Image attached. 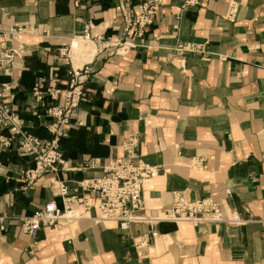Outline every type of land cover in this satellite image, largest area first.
Here are the masks:
<instances>
[{
	"label": "crops",
	"instance_id": "crops-1",
	"mask_svg": "<svg viewBox=\"0 0 264 264\" xmlns=\"http://www.w3.org/2000/svg\"><path fill=\"white\" fill-rule=\"evenodd\" d=\"M79 1L83 6L0 0V29L28 31L6 43L21 47V56L0 72L28 133L50 137L49 99L36 104L32 96L38 78L65 88L71 66L90 69L88 100L74 111L62 144L69 170L26 184L19 178L33 161L14 149L0 151V264H264V0H210L180 15L181 0H161L143 42L135 38L124 54L115 46L125 39L120 6L133 9L142 0ZM187 43L201 50L176 51ZM131 133L139 138L140 159L161 166L143 184L150 214L184 191L191 199L214 198L226 217L235 209L244 223L162 222L139 256L133 238L149 226L121 231L114 222H97L96 208L75 206L78 219L41 228L35 239L23 231L16 216L54 199L62 205L53 182L72 193L77 181L102 175L85 162L122 156Z\"/></svg>",
	"mask_w": 264,
	"mask_h": 264
},
{
	"label": "built area",
	"instance_id": "built-area-1",
	"mask_svg": "<svg viewBox=\"0 0 264 264\" xmlns=\"http://www.w3.org/2000/svg\"><path fill=\"white\" fill-rule=\"evenodd\" d=\"M210 0H181L178 15L191 8H203ZM74 6H83L79 0H74ZM162 5L161 0H142L136 7L129 9L120 6L122 35L125 39L117 42L116 52L124 54L129 48L135 47L133 42L138 38L143 42V35L148 27L155 22ZM233 18V11L228 15ZM28 33L25 26H10L0 29V72H5L15 58L21 56V47L6 44L17 40L18 37ZM128 39H131L128 41ZM201 47L187 43L178 47L177 52H197ZM70 60L68 61V63ZM90 73L88 66L74 68L68 71L69 79L65 88H60L55 80L46 83L43 77L35 82L32 96L36 104H42L49 99L45 110L46 117L51 121L47 124L49 138H39L28 133L23 120L19 118L14 107L12 85L0 81V151L14 149L17 155L27 157L34 163L32 168L21 172L20 180L26 184H33L38 177L47 174H58L60 170H69L65 167L60 139L67 136V128L74 111L82 102L88 100L84 83ZM139 138L136 133L129 134L123 141L124 154L120 157L110 158L100 164L98 160L90 158L84 166L100 168L102 175L90 176L75 183L72 193L68 186L59 180L52 183L55 192L54 198L59 197L62 205L54 200L46 202L40 209L30 216H16L21 223L23 231L35 239L41 228L54 226L60 220H72L80 217L75 206H82L85 211L96 208L99 211L97 222L111 221L121 231H128L132 224H145L149 231L133 238V246L137 255H141L150 239L158 235L156 226L162 222H171L176 225L188 223L193 227L208 224L241 225L244 221L239 213L232 209L229 217L224 216L220 202L212 197L191 199L184 191H175L172 194L170 206L156 214L147 210L144 196V181L156 176L161 166L150 165L143 162L137 152ZM195 160L192 165L197 166ZM230 195V191L226 190ZM91 196L88 199L85 196ZM93 200V202H92ZM68 214H70L68 216ZM5 217L0 216V221ZM1 230L4 227L1 225ZM148 251V249H147Z\"/></svg>",
	"mask_w": 264,
	"mask_h": 264
},
{
	"label": "trees",
	"instance_id": "trees-1",
	"mask_svg": "<svg viewBox=\"0 0 264 264\" xmlns=\"http://www.w3.org/2000/svg\"><path fill=\"white\" fill-rule=\"evenodd\" d=\"M63 142H64V138H61V139H60V142H59V145H60V149L62 150V153H63V151H64V148H63V146H62Z\"/></svg>",
	"mask_w": 264,
	"mask_h": 264
},
{
	"label": "rangeland",
	"instance_id": "rangeland-1",
	"mask_svg": "<svg viewBox=\"0 0 264 264\" xmlns=\"http://www.w3.org/2000/svg\"><path fill=\"white\" fill-rule=\"evenodd\" d=\"M69 52L67 51L66 54L69 56L68 54ZM64 58V55L62 56ZM13 90V89H12ZM14 92V91H13ZM15 98V97H14ZM70 124V123H69ZM68 130V129H67ZM68 133V132H67ZM80 181V180H79Z\"/></svg>",
	"mask_w": 264,
	"mask_h": 264
}]
</instances>
